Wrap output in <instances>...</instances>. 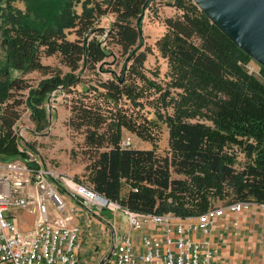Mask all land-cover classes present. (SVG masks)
<instances>
[{
  "label": "trees",
  "instance_id": "trees-1",
  "mask_svg": "<svg viewBox=\"0 0 264 264\" xmlns=\"http://www.w3.org/2000/svg\"><path fill=\"white\" fill-rule=\"evenodd\" d=\"M151 1L66 0L39 26L9 0H0L6 54L0 69V162L25 160L22 146L37 156L34 145L16 133L22 108L29 112L35 131H41L48 125L46 102L51 93L76 90L85 71L110 72L95 86L83 84L69 106L66 124L82 135L83 176L89 187L132 210H171L181 216L191 214L185 205L190 185L202 194L197 213L207 208L208 188L220 195L223 183L231 187L227 201H264V82L242 68L250 57L193 0H160L178 11L165 18L167 31L158 45L175 60L174 72L181 64L201 77L193 85L198 94L189 99L197 107L188 111L178 104L179 111L165 118L169 139L164 154L155 147L121 145L124 129L146 136L138 121L146 92L158 91L163 101L168 96L144 73L142 16ZM106 15H113L107 30L98 26ZM50 56L58 57L67 70L42 62ZM109 57L116 60L120 73L103 68ZM33 71L43 76L35 85L25 77ZM205 79L214 84L215 95L206 97ZM182 85L186 86L180 80ZM203 106L206 110L199 111ZM227 147L242 153L241 167L233 164ZM124 185L128 188L122 196Z\"/></svg>",
  "mask_w": 264,
  "mask_h": 264
},
{
  "label": "built area",
  "instance_id": "built-area-1",
  "mask_svg": "<svg viewBox=\"0 0 264 264\" xmlns=\"http://www.w3.org/2000/svg\"><path fill=\"white\" fill-rule=\"evenodd\" d=\"M131 143L128 136L121 141L122 146ZM21 149L25 160L0 162V264H94V257L80 261L82 225L64 193L108 227L110 240L97 264H223L214 242L223 217L255 211L264 221V201L254 200H226L186 216L132 210L49 169L29 148ZM103 209L114 214L112 221L100 218ZM18 210L33 216L31 227H20ZM119 212L123 222L116 220Z\"/></svg>",
  "mask_w": 264,
  "mask_h": 264
},
{
  "label": "rangeland",
  "instance_id": "rangeland-1",
  "mask_svg": "<svg viewBox=\"0 0 264 264\" xmlns=\"http://www.w3.org/2000/svg\"><path fill=\"white\" fill-rule=\"evenodd\" d=\"M10 4L20 8L25 14L28 21L32 24L42 25L44 24L66 0H9ZM76 9L80 10V5H76ZM178 10L164 1L152 0L148 7L144 10L142 16V33L143 41L142 46L147 51L146 60L144 63V73L150 78L159 83L163 88L168 91V96L163 100H159L160 93L151 89L146 92L147 98L141 100L143 116L138 118V121L143 124V135L139 136L129 130H123L124 135L130 137L131 145L136 147H155L157 152L164 154L168 151V126L166 124V117L173 116L174 112L179 111L178 104L185 110H192L196 106V102H190L189 99L198 94L193 85L199 76L190 72L187 68L182 67L179 64L177 71L174 72L175 60L169 57L168 51H162L158 42L161 41L167 27L165 24V18L174 16ZM113 20V15H106L101 18L98 23L99 27L107 30L110 26V22ZM99 38L103 39V34L99 35ZM194 42L198 41V38L193 39ZM6 54L2 45V35L0 34V69L5 65ZM108 63L104 65V69H110L116 73H120V68L116 66V60L107 58ZM42 62L44 64L51 65L52 68H58L62 71H66L67 68L61 64L58 57L50 56L43 57ZM242 68L248 73L252 74L259 81L264 82V72L261 70V65L255 62L252 58L247 59L241 64ZM178 67V66H176ZM173 71V74H172ZM17 74V73H16ZM110 72H90L85 71L80 75L81 83L76 86V90H80L84 84L86 86H95L98 78L110 77ZM32 84H36L43 76L33 71L25 75ZM179 80V81H178ZM180 80L186 84L180 86ZM178 81V84H174ZM202 83L206 86V97L216 94L214 84L209 80H202ZM197 84V83H195ZM76 90L71 92L65 90H58L50 94L47 99L46 106L48 109V125L41 131H35L34 123L31 121L29 112L22 108L21 117L16 125L17 130L21 131L19 134L22 137L24 143L33 144L39 160L44 163L49 169L54 170L58 174H63L77 181L79 179L84 184L88 185L85 177L83 176L84 163L81 159L80 143L82 142V135L76 131H71L67 126V119L70 115V102L75 97ZM202 97V101L206 98ZM136 109V106H135ZM206 110L205 106L201 107L199 111ZM196 115V114H195ZM198 117L189 118L192 121ZM202 118V117H199ZM187 119V118H186ZM206 119V118H204ZM149 120L152 123H149ZM156 122V123H155ZM20 131L18 133H20ZM122 138V140H123ZM121 140V141H122ZM227 153L234 155L233 164L236 167H241L244 164V157L242 153L236 148L230 152V149L225 148ZM127 186L124 185L121 190L123 196L127 191ZM206 189V188H205ZM200 189L196 185H190V191L187 193V199H185V205L191 210V214H196L200 211L201 206V192H197ZM231 191V187L224 184L222 185V192L220 195H215V188H208L206 195V201L208 206L218 205L226 201L231 195H228ZM64 199L68 205L73 206L75 214L77 209L82 210L81 206L75 199L64 193ZM25 212V211H24ZM100 218L104 221H112L114 214L106 209L98 211ZM78 215V213H77ZM95 223L99 224L101 219L95 217ZM116 220L123 222L124 217L122 213H117ZM33 221V219H32ZM120 224V223H119ZM260 226V223L257 221ZM92 227V225H90ZM107 226V225H106ZM105 227V225H104ZM109 231V230H108ZM110 234L108 232L98 235L97 240H100V249H103L107 245ZM101 251V250H100ZM94 260V259H93ZM95 264L98 260H94Z\"/></svg>",
  "mask_w": 264,
  "mask_h": 264
},
{
  "label": "crops",
  "instance_id": "crops-1",
  "mask_svg": "<svg viewBox=\"0 0 264 264\" xmlns=\"http://www.w3.org/2000/svg\"><path fill=\"white\" fill-rule=\"evenodd\" d=\"M49 208L52 209L51 204ZM77 213L76 221L82 225L80 261L87 262L91 257L99 260L100 240H97V237L101 233H109L108 227L106 224L104 227L101 222L98 227L95 217L87 216L83 209H77ZM17 214L22 229L31 227L33 222L31 214L22 210H18ZM214 242L217 244L219 258L223 264H264V221L255 211L227 213L216 229Z\"/></svg>",
  "mask_w": 264,
  "mask_h": 264
},
{
  "label": "water",
  "instance_id": "water-1",
  "mask_svg": "<svg viewBox=\"0 0 264 264\" xmlns=\"http://www.w3.org/2000/svg\"><path fill=\"white\" fill-rule=\"evenodd\" d=\"M216 27L264 67V0H193Z\"/></svg>",
  "mask_w": 264,
  "mask_h": 264
}]
</instances>
